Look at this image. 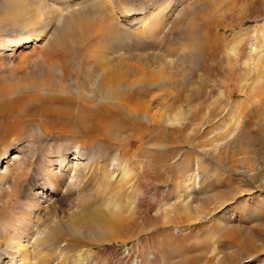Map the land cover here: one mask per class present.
Segmentation results:
<instances>
[{
	"label": "rangeland",
	"instance_id": "obj_1",
	"mask_svg": "<svg viewBox=\"0 0 264 264\" xmlns=\"http://www.w3.org/2000/svg\"><path fill=\"white\" fill-rule=\"evenodd\" d=\"M102 11L121 28L106 53L170 72L166 91L110 101L101 74L84 104L78 63L98 47ZM141 104L154 121L130 112ZM104 163L97 191L86 176ZM63 174L67 215L99 206L101 232L45 228ZM32 261L264 264V0H0V264Z\"/></svg>",
	"mask_w": 264,
	"mask_h": 264
},
{
	"label": "bare ground",
	"instance_id": "obj_2",
	"mask_svg": "<svg viewBox=\"0 0 264 264\" xmlns=\"http://www.w3.org/2000/svg\"><path fill=\"white\" fill-rule=\"evenodd\" d=\"M101 7V6H100ZM98 10V9H97ZM101 10V9H100ZM98 14V19H99V29H98V33H97V39L99 40L98 41V47L96 48H93L91 50L88 51V55L85 57V61L83 62L81 59H80V62L78 63L81 68L83 66H85V68L87 67V71H85V79L83 81V83L80 85L81 86V90L82 91V94H83V97H84V101L88 104H93V98L95 96H92L91 95H88L87 94V89H88V81L87 79H93V81L95 82V79L98 78L96 76H100L101 74H103V76L101 75L100 78L102 77V81L99 83L100 86L102 87V91H99L100 92V95L101 97H104L105 99H115L118 98V96L120 95V92L122 90H128V89H132V88H135V87H138V91L141 93V91H145L146 90V87H149V86H153V84H155L158 89H160L159 91H166V84H163V80L166 79V75H169V74H164L163 71H155V70H152L151 68H149V66L147 64H150V63H144V60L142 59H137V60H133V59H130V58H125V57H121V58H114L116 55H114V57H112V53L109 52V53H106V48H104V44H103V38L110 35V37L113 35H115V33L120 30L121 28L119 27V25L116 23L115 19H114V16L109 13V12H105V11H102V14H99V12L97 13ZM163 18V17H162ZM37 21V17L34 16V17H31L29 19H23V21L21 22L22 25L26 28L27 26L29 25H33L35 22ZM157 21V20H156ZM158 23V22H156ZM127 29V28H126ZM141 31V30H139ZM143 31V30H142ZM29 32V30H28ZM148 32V31H147ZM25 35V34H24ZM32 35V34H31ZM140 35V34H139ZM138 35V36H139ZM143 35H145L143 33ZM112 36V37H113ZM31 36H21L15 40H12L10 41L8 44H6L7 46H11V45H14V46H17L20 42H22L21 40L22 39H27V38H30ZM120 38V37H119ZM146 38V37H145ZM115 39V38H114ZM128 39V38H127ZM148 38H146L147 40ZM97 41V40H96ZM102 41V42H101ZM106 41V40H105ZM122 41V40H121ZM123 42V41H122ZM121 42V43H122ZM152 42V41H151ZM150 42V43H151ZM255 44H256V47H257V44H258V40H255L254 41ZM253 42V43H254ZM97 43V42H96ZM94 44V43H93ZM106 44V43H105ZM148 44V43H147ZM108 48V46H106ZM110 47V46H109ZM150 47V46H149ZM133 49V48H132ZM110 50V49H109ZM116 51V50H114ZM115 53V52H114ZM142 58V57H141ZM151 59V58H150ZM75 61V60H74ZM79 61V60H78ZM136 61V62H135ZM174 65V64H173ZM163 66V64L161 65V67ZM155 67V66H154ZM80 68V67H79ZM172 75V74H171ZM87 76V77H86ZM163 77V78H162ZM87 78V79H86ZM167 78H169L167 76ZM173 78V77H172ZM171 79V78H170ZM168 80V79H167ZM173 81V80H172ZM97 82V80H96ZM169 85V83H168ZM91 88V86H90ZM95 88V86H94ZM152 88V87H151ZM96 88H95V92H96ZM168 91V90H167ZM78 92V91H77ZM137 92V93H139ZM153 92V91H152ZM161 94V93H159ZM167 94V93H166ZM164 95V94H163ZM162 95V96H163ZM160 96V95H158ZM161 96V97H162ZM166 96H163V98H165ZM122 98V97H121ZM114 100V102H115ZM162 101L164 99H161ZM166 100V99H165ZM91 101V102H90ZM111 101V100H110ZM148 101V100H147ZM152 103L154 102V95L152 97V99L150 100ZM149 101V102H150ZM97 102V101H96ZM113 102V101H112ZM148 102V103H149ZM118 103V102H116ZM161 104V103H160ZM87 105V104H86ZM89 106V105H88ZM149 109V105L147 107H145V105L143 106L142 104L139 105V106H136V105H132L130 106V112L138 117L143 116V117H147L149 119H151V121H154V119L156 118V113L154 112H150V110L148 111ZM87 113V112H86ZM82 114V113H81ZM84 117V116H83ZM138 119V118H137ZM160 120V119H159ZM140 121V120H139ZM85 123V122H84ZM122 127V126H121ZM137 130V129H136ZM113 131V129H112ZM115 131H116V128H115ZM114 133V132H113ZM119 134V133H118ZM121 134V133H120ZM114 135V134H113ZM118 136V135H116ZM113 137V136H112ZM121 137V136H120ZM119 137V138H120ZM20 153L18 154H15V156L18 157ZM95 157V156H94ZM76 158H80V153H78V155H76ZM89 159V158H88ZM87 159V161H88ZM96 160V159H95ZM86 161V162H87ZM80 162V161H79ZM81 162H83V160H81ZM89 162V161H88ZM87 162V163H88ZM91 162V161H90ZM86 163V165H87ZM108 164V163H107ZM107 164H102L100 165V178H98V176L96 175L97 173L95 172V170H93L92 168H90L88 171L90 172L89 174L90 175H87L86 177H90V180H95L97 181V184L102 181V182H106L108 176L110 175L109 174V168L107 166ZM118 164V163H117ZM84 165V164H83ZM83 165L81 167H83ZM91 165V164H90ZM89 166V165H87ZM8 167V166H7ZM80 167V168H81ZM92 167V166H90ZM94 167V166H93ZM96 167V166H95ZM94 167V168H95ZM88 168V167H87ZM86 168V169H87ZM98 169V168H97ZM9 170H11L10 168L9 169H5L3 172H4V176L5 177H10L11 173L9 172ZM14 170V169H13ZM16 171V170H15ZM19 171V170H18ZM84 171V170H83ZM20 172V171H19ZM79 172V171H77ZM16 173V172H15ZM21 173V172H20ZM112 173V172H111ZM18 174V173H17ZM22 174V173H21ZM130 174V171L129 170H124L123 172V176H126V175H129ZM83 176V175H82ZM111 176V175H110ZM20 177V175H19ZM66 176L63 174L61 177L58 178L57 180V183L55 184V186H53L51 188L52 192L54 194H56V198L58 199V203L56 206V209L59 211L60 210V214H57V218L55 219H51L50 217L48 218V221H46V223H44V226L45 228L48 230V229H51L53 228V226L57 227V226H62V225H67L69 230H72L73 232H81V231H85L87 230V232L89 233V231H95V232H101L102 231V228L105 227V223L103 225H97L95 220L101 218V216L103 215V212L102 210L99 208V206H91L90 205H87V207L83 208L82 210H80L79 212H75L73 214H68L70 215L68 218V220H65V217L68 216L67 213H68V209L66 208L67 205L65 204V201L64 199H66L67 197H69L70 195V192H71V184L69 183V181L67 182L66 181ZM109 180V179H108ZM56 181V180H55ZM101 182V183H102ZM109 183V182H108ZM50 185V184H49ZM109 185V184H108ZM39 186H42L40 184V182L36 183V188H39ZM63 187V189H60L59 187ZM99 186L101 185H97V191L99 189ZM105 186V185H104ZM51 187V186H50ZM96 188V187H95ZM103 188V187H102ZM94 189V188H93ZM37 192V191H36ZM100 193V192H99ZM100 195V194H99ZM56 200V199H55ZM40 201H43V200H40ZM93 202V201H92ZM84 203V202H82ZM84 205V204H83ZM82 205V206H83ZM96 205V204H95ZM117 205V204H116ZM100 222V221H99ZM97 221V223H99ZM103 222V221H102ZM101 223V222H100ZM45 230V231H47ZM44 233V232H43ZM40 236V235H39ZM8 238V237H7ZM40 238H44V235L43 237L40 236ZM39 239V238H38ZM42 241V240H41ZM40 240H37L35 245H33L36 249V251H38L37 249H40V248H44V245L41 243ZM14 242V241H13ZM17 243V242H16ZM15 244V243H14ZM18 246H20V249L25 250V256L28 257V254L32 251H30L29 249V246L23 244L21 241H18ZM43 245V246H42ZM17 246V245H15ZM19 248V247H17ZM19 249V250H20ZM34 249V248H33ZM34 249V250H35ZM20 250V251H22ZM43 250V249H41ZM29 251V253H28ZM23 252V251H22ZM40 252V251H39ZM19 253V252H18ZM23 254V253H22ZM34 254V253H33ZM37 255V254H35ZM23 257V256H22ZM31 255L28 257L30 258ZM33 257V256H32ZM13 258V257H12ZM25 258V257H24ZM31 259V258H30ZM33 259V258H32ZM26 261V259H25ZM31 261V260H29ZM36 261V260H35ZM87 262H89V259L86 260ZM15 262V261H14ZM34 262V261H32ZM37 262V261H36ZM31 264V262H29ZM40 263V261H39ZM8 264V263H7ZM13 264H16V263H13ZM18 264V263H17ZM22 264V263H21ZM25 264V263H24ZM33 264V263H32ZM35 264V262H34Z\"/></svg>",
	"mask_w": 264,
	"mask_h": 264
}]
</instances>
